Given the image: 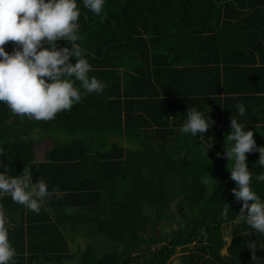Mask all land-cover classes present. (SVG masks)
Listing matches in <instances>:
<instances>
[{
    "label": "trees",
    "instance_id": "1",
    "mask_svg": "<svg viewBox=\"0 0 264 264\" xmlns=\"http://www.w3.org/2000/svg\"><path fill=\"white\" fill-rule=\"evenodd\" d=\"M80 7L77 43L104 90L49 121L0 102V162L63 192L38 214L0 198L15 264H255L253 242L264 261V235L231 224L242 202L224 156L232 115L264 146V0H105L103 18ZM193 105L214 120L200 138L179 132Z\"/></svg>",
    "mask_w": 264,
    "mask_h": 264
},
{
    "label": "clouds",
    "instance_id": "2",
    "mask_svg": "<svg viewBox=\"0 0 264 264\" xmlns=\"http://www.w3.org/2000/svg\"><path fill=\"white\" fill-rule=\"evenodd\" d=\"M80 4L103 18L105 0H79V3L78 0H0V102L12 114L49 121L57 113L70 110L83 95L104 90L106 85L102 80L89 76L92 66L77 43ZM59 40L66 41L68 46L59 47ZM8 42H13L11 52L4 47ZM235 107L237 116L245 114L243 103L237 102ZM209 112L195 105L188 107L185 118L179 123V132L194 138L199 133V138L203 137L214 124ZM247 125L232 115L230 131L225 136L224 156L228 164L231 162L227 167L229 179L235 182L231 192L242 202L231 224L243 222L264 235V198L253 187V180L264 182V172L254 175L247 166V154L257 151V164L264 168V146H257L254 127L247 128ZM9 172L0 162V198L7 195L14 203L34 213L38 214L49 198L63 195L58 188L50 190L45 180H33L30 168L24 167L19 176ZM224 204L221 215L227 217L231 209ZM10 227L5 211L0 209V264H15L16 249L9 239ZM225 238L230 242V231H226ZM248 247L253 250L251 260L264 264L255 254L257 245L253 242Z\"/></svg>",
    "mask_w": 264,
    "mask_h": 264
},
{
    "label": "rangeland",
    "instance_id": "3",
    "mask_svg": "<svg viewBox=\"0 0 264 264\" xmlns=\"http://www.w3.org/2000/svg\"><path fill=\"white\" fill-rule=\"evenodd\" d=\"M42 146H44V142H43V144H38V146L36 147V152L37 153H42ZM176 219V218H175ZM231 232V231H230ZM102 237L105 239V240H108L109 242H110V248H108L107 249V251H113L114 250V248H115V244L116 243H112V241H110L109 239H108V237L107 236H105L104 234H102ZM77 240H79L80 242H84L85 240L84 239H82V238H80V237H78L77 239H75L74 241H77ZM97 248H99V245L97 244V243H95L94 244ZM76 247H77V244H75V243H73V245H72V248L73 249H76ZM67 262H69V260H67ZM177 263V262H176Z\"/></svg>",
    "mask_w": 264,
    "mask_h": 264
},
{
    "label": "crops",
    "instance_id": "4",
    "mask_svg": "<svg viewBox=\"0 0 264 264\" xmlns=\"http://www.w3.org/2000/svg\"><path fill=\"white\" fill-rule=\"evenodd\" d=\"M78 237H80V236H78ZM78 237H77V238H78ZM80 238H82V237H80ZM82 239H83V238H82ZM78 242H79V240H77V243H78ZM71 243H72V241H71ZM72 244H73V243H72Z\"/></svg>",
    "mask_w": 264,
    "mask_h": 264
}]
</instances>
